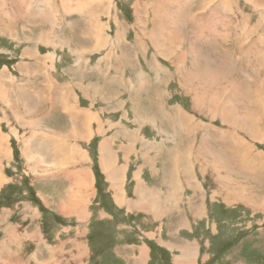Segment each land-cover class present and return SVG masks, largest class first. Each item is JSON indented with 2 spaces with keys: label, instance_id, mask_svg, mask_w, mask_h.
Listing matches in <instances>:
<instances>
[{
  "label": "rangeland",
  "instance_id": "obj_1",
  "mask_svg": "<svg viewBox=\"0 0 264 264\" xmlns=\"http://www.w3.org/2000/svg\"><path fill=\"white\" fill-rule=\"evenodd\" d=\"M228 2L206 29L185 0H0V264L134 263L170 228L113 196L151 192L154 167L219 206L194 193L203 220L171 226L193 264H264V0Z\"/></svg>",
  "mask_w": 264,
  "mask_h": 264
},
{
  "label": "crops",
  "instance_id": "obj_2",
  "mask_svg": "<svg viewBox=\"0 0 264 264\" xmlns=\"http://www.w3.org/2000/svg\"><path fill=\"white\" fill-rule=\"evenodd\" d=\"M140 1L141 0H138V2ZM158 1H161V0H152V7L150 8V12L154 16V18H157L159 9L161 7V4H159L156 10V2ZM195 1L197 0H185V3H187V11L185 13L187 16V20H190L192 23H196L197 25L203 28H206V29L209 28V23H208L209 18L214 15L212 12L218 11V10H213L209 12V9H208L209 6L211 4H215L214 6H223L224 4L230 5L228 0H198L196 4L194 3ZM196 10L197 12L199 11V13L200 12L206 13V16L208 19L200 20L199 15H197L198 13H195ZM189 12L191 15L189 14ZM194 15L198 17L196 18ZM215 32H221L219 29L218 23H217V28ZM80 111H81L80 109H77L73 113L71 112L70 114L72 118H74V116H78L77 114ZM54 131H57V130H54ZM110 157L111 155L105 154V159H109ZM57 163H59V161H57ZM111 164H112L111 170H110L111 172H107L108 171L107 170L106 174H107L108 180L111 183H113L111 179L115 178V177L113 178V175L116 174L115 171H122L126 163L123 162V160L119 159L118 162L114 165V159L112 158ZM153 169L156 172L155 173L156 178H157L156 181L158 182V184L154 186L155 188L154 187L152 188V191H155L153 194H152V191L147 192L146 194L145 193L142 194L138 192L135 196L133 195L132 197L129 198L124 192L120 193V190L118 191L115 190V193H114L113 188H111L112 192L114 193V196H113L114 203L117 207L122 208L128 214L134 213V212L135 213L144 212V213L154 214L155 217L153 218L157 221H161V230L163 229V226H168L170 228L169 230L170 232L168 231L166 233V236L160 235L159 237H152L150 235H146L145 238L143 237L144 241L140 242V244H135L131 246L130 245L125 246L123 244H119L118 246L116 245L117 247L120 248L121 253L124 251L123 246L126 247L125 255L123 256L119 255L120 257L119 259L121 260V258L126 256L129 252H132L134 253L135 257H134V263H131V264L137 263L136 257L139 258L138 261H144V264H156L155 262L158 260L157 255L160 252L166 255L164 256L165 264H193L192 262L193 259H196V260L199 259V252L196 253L193 248V246L195 245V242L197 241L195 239H190L192 237L189 238L190 240L187 237H184V241H182L181 244L175 243L174 239L177 237L171 234V231H172L171 226H173V222L176 223L177 221H180V224L177 226H183V225L190 226L191 224H193L194 220H199V219L203 220L204 215H201V211L195 212V215H194L193 205H192V202H193L192 195L194 193H198V197L200 201L199 206H203V204H206V211L208 213H210L211 208L215 212L216 208L219 206H211V207L208 206V202L206 200V197H207L206 191H204V193L201 194L200 191H202V188H200L201 190H198V186H199L198 184L196 185L197 189H193L192 193H190L191 197L188 198L189 205H187V201L184 199L185 197H188L187 196L188 194L187 185L184 184L181 180L172 182L170 179L172 175L162 176L160 171L157 172L158 168L154 167ZM82 174H84L85 177L87 176L90 177V174L87 170L79 172L76 176H80ZM116 177H120V176H116ZM263 179L264 177L261 178L262 186H263V182H262ZM89 182L91 185L90 179H89ZM72 188L73 187H71V190L74 189ZM134 193L135 192H133V194ZM219 194H216L214 192L213 196L216 197V195H219ZM228 196H225V197H228ZM117 198H119L121 201L118 202ZM65 200L66 199H64V201ZM230 200L231 199H229V201ZM183 202L185 203L184 206L182 205ZM45 228H48V227L45 226ZM138 229L142 231L141 228L138 227ZM190 231H193V228ZM160 233L162 232L160 231L159 234Z\"/></svg>",
  "mask_w": 264,
  "mask_h": 264
},
{
  "label": "bare ground",
  "instance_id": "obj_3",
  "mask_svg": "<svg viewBox=\"0 0 264 264\" xmlns=\"http://www.w3.org/2000/svg\"><path fill=\"white\" fill-rule=\"evenodd\" d=\"M82 179V185L83 186H81V187H87V186H90V182H89V178H87V177H82L81 178ZM80 179V180H81ZM1 180H2V177H1ZM74 188V187H73ZM72 188V189H73ZM86 189V188H85ZM81 190H83V189H81ZM75 190L73 189V190H71V193H70V196H68V197H65V201H64V203H65V209L67 208L69 211H70V209H72L74 212L73 213H75V209L76 210H78V211H83L82 210V207L84 206V204H85V200L86 199H84L83 200V198L81 199V202H80V200L77 202H75L74 201V198H73V195H76V194H74L75 192H74ZM86 191V190H85ZM81 192V191H80ZM82 194V193H81ZM85 194V193H84ZM86 194H88V193H86ZM66 196V195H65ZM64 203H62V204H64ZM80 209V210H79ZM70 214V213H69ZM76 214V213H75ZM81 245V244H80ZM81 253V252H80ZM85 254V253H84Z\"/></svg>",
  "mask_w": 264,
  "mask_h": 264
}]
</instances>
